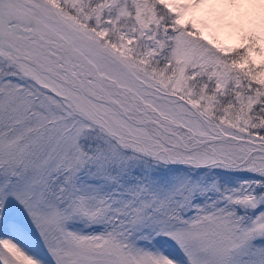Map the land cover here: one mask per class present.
Returning a JSON list of instances; mask_svg holds the SVG:
<instances>
[{
	"label": "snow or ice",
	"instance_id": "snow-or-ice-1",
	"mask_svg": "<svg viewBox=\"0 0 264 264\" xmlns=\"http://www.w3.org/2000/svg\"><path fill=\"white\" fill-rule=\"evenodd\" d=\"M0 264H264V0H0Z\"/></svg>",
	"mask_w": 264,
	"mask_h": 264
}]
</instances>
